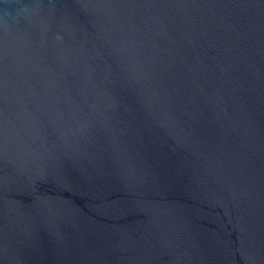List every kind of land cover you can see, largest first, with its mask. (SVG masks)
<instances>
[{"label":"water","instance_id":"water-1","mask_svg":"<svg viewBox=\"0 0 264 264\" xmlns=\"http://www.w3.org/2000/svg\"><path fill=\"white\" fill-rule=\"evenodd\" d=\"M0 264H264V0H0Z\"/></svg>","mask_w":264,"mask_h":264}]
</instances>
